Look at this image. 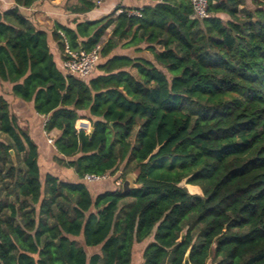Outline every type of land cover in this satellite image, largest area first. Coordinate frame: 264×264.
Here are the masks:
<instances>
[{"label": "trees", "instance_id": "obj_1", "mask_svg": "<svg viewBox=\"0 0 264 264\" xmlns=\"http://www.w3.org/2000/svg\"><path fill=\"white\" fill-rule=\"evenodd\" d=\"M208 2L204 20L192 0H158L57 23L61 54L98 49L86 79L58 68L19 8L0 12V80L60 132L55 161L80 179L43 173L0 96V264H264V0ZM129 174L138 187L123 193ZM87 175L113 189L94 195Z\"/></svg>", "mask_w": 264, "mask_h": 264}, {"label": "crops", "instance_id": "obj_2", "mask_svg": "<svg viewBox=\"0 0 264 264\" xmlns=\"http://www.w3.org/2000/svg\"><path fill=\"white\" fill-rule=\"evenodd\" d=\"M67 0H41L34 3L31 7L25 8L18 6L14 0H0V12L4 13L9 10H14L19 8V12L22 16L26 17L32 22V24L38 29L43 30L48 33L50 41L51 53L54 56V60L60 69L64 68V55L61 54L58 45L51 39L52 33L55 30V25L57 23L67 26L75 18H80L81 20H98L102 17H106L114 12L116 8H120L114 19L120 14L124 9H141L145 6H152L158 2V0H102L101 4H96L95 9L86 15H73L65 11L64 3ZM111 32V29L109 30ZM108 31V32H109ZM109 34V33H108ZM106 40V38H105ZM124 50H115V54H123ZM0 96L4 97L9 104V110L11 116L16 118L18 128L21 132L28 135L38 148V162L40 163L42 156L49 154L48 166L54 168L62 169L58 172L56 176L63 180L69 182H80V179L76 176L73 169H66L57 164L55 161L56 148L52 142L49 143L44 137L48 134L52 137V141L60 134L58 130H54L50 133H46L45 124L48 120L47 117L39 115L35 109L32 102H26L22 99L15 97L12 93V85L10 83H5L0 80ZM84 120V119H79ZM92 130V128H91ZM91 133V131H90ZM37 138V141H35ZM6 139L5 136L0 133V141ZM53 157V158H52ZM53 165V166H52ZM43 173L45 171L41 168ZM47 172V171H46ZM63 172V173H62ZM48 173V172H47ZM111 181V179L103 181ZM112 182V181H111ZM119 185L118 181L116 182ZM90 189L94 195H97L104 190L113 189V184H98L90 183ZM146 241L143 246H146L149 242Z\"/></svg>", "mask_w": 264, "mask_h": 264}, {"label": "built area", "instance_id": "obj_3", "mask_svg": "<svg viewBox=\"0 0 264 264\" xmlns=\"http://www.w3.org/2000/svg\"><path fill=\"white\" fill-rule=\"evenodd\" d=\"M101 2L102 0H99L97 4L100 5ZM192 5L194 18L204 20L210 17L208 0H192ZM64 58V68L67 74L86 79L93 74L99 61L98 49L92 52H86L84 50L74 51L65 42ZM52 142L50 140L51 144ZM106 179V176L87 175L84 177V180L88 183L100 182ZM119 181L118 183H121V180Z\"/></svg>", "mask_w": 264, "mask_h": 264}, {"label": "rangeland", "instance_id": "obj_4", "mask_svg": "<svg viewBox=\"0 0 264 264\" xmlns=\"http://www.w3.org/2000/svg\"><path fill=\"white\" fill-rule=\"evenodd\" d=\"M252 1L253 0H246V6L252 7L253 6L252 5ZM108 33H110V31ZM126 53L130 54V55H134L133 51H129V52L126 51ZM142 55H145L147 57H151V55L148 52H145ZM81 114L84 116L85 113H81ZM81 119H84V117L81 118ZM76 127H77V130H85L87 133H90V131H91V125H90V122L87 119L78 121L77 124H76ZM44 137H45V139L47 141L52 140V137L50 135H48V134L44 135ZM35 141H37V138H35ZM49 143H50V141H49ZM48 157H49V154L46 155V156H42V158L40 160L41 161L40 163L42 164L41 168L45 171V173L47 171L49 173H53V174L56 175V174H58V172H61L62 169H59L58 167L54 168L53 165H52L53 167L48 166V164H49L48 161H47L49 159ZM96 183L103 185V184H109V183H112V182L108 180V181H101V182H96ZM119 185L122 187L123 186V181H121V183H119ZM188 189L193 194L194 193H198V190L196 188L188 187ZM208 264H212V262L209 261Z\"/></svg>", "mask_w": 264, "mask_h": 264}, {"label": "water", "instance_id": "obj_5", "mask_svg": "<svg viewBox=\"0 0 264 264\" xmlns=\"http://www.w3.org/2000/svg\"><path fill=\"white\" fill-rule=\"evenodd\" d=\"M92 131L93 130H91V132ZM11 154L13 155V152H11ZM135 182H136V175L135 174H129L126 177L125 181L123 182V186H122L123 193H127L130 190L136 189L138 186L136 185ZM182 240H183V238H182ZM183 264H191L190 260H189V253L186 254Z\"/></svg>", "mask_w": 264, "mask_h": 264}]
</instances>
